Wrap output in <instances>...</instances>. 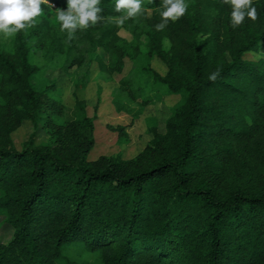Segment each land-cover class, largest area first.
Masks as SVG:
<instances>
[{
    "label": "trees",
    "instance_id": "1",
    "mask_svg": "<svg viewBox=\"0 0 264 264\" xmlns=\"http://www.w3.org/2000/svg\"><path fill=\"white\" fill-rule=\"evenodd\" d=\"M147 2L117 25L109 17L123 10L101 0L104 19L70 40L56 22L66 0H50L0 44V213L14 230L0 264H264V59L247 58L264 41V0L235 28L223 0H186L162 31L163 0ZM95 61L102 80L121 77L119 113L136 118L153 97H178L164 133L148 120L152 139L133 159L91 161L96 115L74 92L68 116L55 86L37 81L61 69L85 89ZM26 123L35 132L20 148L13 136Z\"/></svg>",
    "mask_w": 264,
    "mask_h": 264
},
{
    "label": "rangeland",
    "instance_id": "2",
    "mask_svg": "<svg viewBox=\"0 0 264 264\" xmlns=\"http://www.w3.org/2000/svg\"><path fill=\"white\" fill-rule=\"evenodd\" d=\"M143 8L151 9L152 5L147 2L142 5ZM121 34L132 39V36L122 31ZM10 37H5L0 34V44L7 46L10 42ZM167 42V43H166ZM168 41H165L164 47L168 49ZM100 57L107 60L106 55L99 50ZM247 58L257 61L264 59V41L261 43L259 52H252ZM152 67L161 75L166 74L165 65L158 59L152 62ZM131 68V62L127 61L125 72L122 77L127 75ZM76 69H73L74 72ZM76 72V71H75ZM71 75L65 74L61 69L58 70H44L39 73L37 81L47 80L55 86L58 98L66 107L65 113L68 116L74 117V92L84 100L88 108L89 116L95 117V148L91 152L89 159L95 161L101 156H117L121 155L123 159L130 160L139 155L152 139L149 129L148 120H152L160 132L164 133L166 128V121L170 117L171 108L175 106L178 101L176 96H162L160 98L153 97L152 102L144 108L139 117H134L135 113L128 114L126 112L119 113L116 105L113 102V92L119 87L121 77H115L113 81L107 82L100 78V68L98 61L90 63V83L85 89H75L76 80ZM96 108V113H95ZM117 128H123L126 131L129 142L124 147L119 144V134L115 131ZM35 132L33 125L26 123L19 131H17L13 138L18 147ZM48 142V136L44 132L38 133V143ZM4 217L0 213V242L8 243L12 239L14 230L3 223ZM94 260V259H93Z\"/></svg>",
    "mask_w": 264,
    "mask_h": 264
},
{
    "label": "clouds",
    "instance_id": "3",
    "mask_svg": "<svg viewBox=\"0 0 264 264\" xmlns=\"http://www.w3.org/2000/svg\"><path fill=\"white\" fill-rule=\"evenodd\" d=\"M100 3L101 0H66V8L56 12L60 31H66L71 40L78 30H86L90 25L103 20ZM42 4H50V0H0V34L10 37L31 26L42 15ZM223 4L231 9L230 23L233 28L242 25L246 18L253 21L257 19L253 0H223ZM52 7L57 8L56 5ZM160 7L162 22L155 25L157 31L164 30L169 21L175 22L184 16L188 5L186 0H163ZM122 10L123 15L109 19L117 25H123L126 20L137 17L142 12V0H115V11L119 13ZM217 75L214 72L209 79L215 80Z\"/></svg>",
    "mask_w": 264,
    "mask_h": 264
}]
</instances>
